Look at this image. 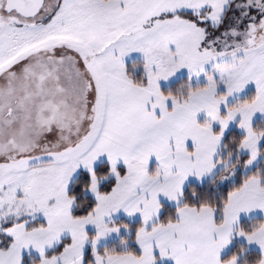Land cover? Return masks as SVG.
<instances>
[{
  "label": "snow or ice",
  "instance_id": "1",
  "mask_svg": "<svg viewBox=\"0 0 264 264\" xmlns=\"http://www.w3.org/2000/svg\"><path fill=\"white\" fill-rule=\"evenodd\" d=\"M0 264H264V0H0Z\"/></svg>",
  "mask_w": 264,
  "mask_h": 264
},
{
  "label": "crops",
  "instance_id": "2",
  "mask_svg": "<svg viewBox=\"0 0 264 264\" xmlns=\"http://www.w3.org/2000/svg\"><path fill=\"white\" fill-rule=\"evenodd\" d=\"M117 219H125V220H127V221H129V222H133V223H135V222H138L137 221V219L134 217V218H128L125 214H123V213H121L119 216H117L116 217V220ZM121 234H123V230H121ZM116 239H119V237H117L115 234L112 236V237H110L107 241H105V242H102V244H107V243H109V242H111V241H113V240H116ZM224 254H222V258H224Z\"/></svg>",
  "mask_w": 264,
  "mask_h": 264
},
{
  "label": "trees",
  "instance_id": "3",
  "mask_svg": "<svg viewBox=\"0 0 264 264\" xmlns=\"http://www.w3.org/2000/svg\"><path fill=\"white\" fill-rule=\"evenodd\" d=\"M116 221H117V223H127L130 226H134L137 223V222H135V223L129 222V221L125 220V219H119V220H116ZM242 224H243V222H242ZM118 244H119V239H116V240H113V241L107 243L106 245L107 246H116ZM238 246L239 245H236L235 247H238ZM235 247H233V249H232L233 251H235ZM225 258H227V257H225Z\"/></svg>",
  "mask_w": 264,
  "mask_h": 264
},
{
  "label": "rangeland",
  "instance_id": "4",
  "mask_svg": "<svg viewBox=\"0 0 264 264\" xmlns=\"http://www.w3.org/2000/svg\"><path fill=\"white\" fill-rule=\"evenodd\" d=\"M251 215H253V216H257V217H259L260 216V214L259 213H252ZM117 220H119V219H117ZM243 222V221H242ZM226 256H224V258H225Z\"/></svg>",
  "mask_w": 264,
  "mask_h": 264
}]
</instances>
